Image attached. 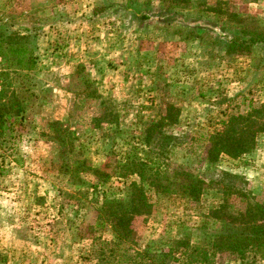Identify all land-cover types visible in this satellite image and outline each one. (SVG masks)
Returning a JSON list of instances; mask_svg holds the SVG:
<instances>
[{
  "label": "rangeland",
  "instance_id": "1",
  "mask_svg": "<svg viewBox=\"0 0 264 264\" xmlns=\"http://www.w3.org/2000/svg\"><path fill=\"white\" fill-rule=\"evenodd\" d=\"M3 34L25 53L0 46V264H126L143 251L188 264L191 248L245 221L247 203L264 207V0H0ZM170 106V174L184 167L205 190L197 202L147 190V211L118 237L100 210L136 178L101 184L87 168L122 160ZM231 116L259 129L255 149L212 163L209 139Z\"/></svg>",
  "mask_w": 264,
  "mask_h": 264
},
{
  "label": "trees",
  "instance_id": "2",
  "mask_svg": "<svg viewBox=\"0 0 264 264\" xmlns=\"http://www.w3.org/2000/svg\"><path fill=\"white\" fill-rule=\"evenodd\" d=\"M10 37L12 36L3 34L0 39V46H16V48H11L10 52L15 53L17 56L25 53L22 45L18 42L12 43ZM15 37H17V40L23 39L22 36L17 34ZM260 37H253L251 43L259 41ZM227 50L232 53L243 51V48L231 43ZM16 63L21 64L22 59H17ZM28 63L27 69H32L34 66L33 59ZM3 111L4 113H1V115L4 116L7 109L4 108ZM12 111L16 117H22L25 108L22 106L14 107ZM179 115L180 110L170 106L163 117L144 129L138 138L140 143L131 146L122 160L115 161L112 165L104 164L99 168H87L91 170L101 184L112 177L126 178L134 176L136 178L126 186L123 201L105 202L100 210L99 220H108L111 223V229L118 237L129 231V222L133 216L141 215L147 211L149 207L146 196L147 190L168 195H179L195 202L202 196L206 183L199 174H193L184 167H177L170 174L169 154L173 148L175 137L169 133L168 128L178 122ZM246 119L247 117L243 116H231L226 122H223V130L216 132L209 139L208 161L216 162L220 156L236 159L250 154L255 149L256 135L259 129L251 131L243 127ZM4 125L5 121H1L0 131H2ZM109 168L110 170H108ZM224 175L234 177L229 174ZM220 184L222 182L218 185ZM226 189H229V187L222 184L219 191L221 194L226 195ZM244 219L245 221L241 219L243 221L241 223H237V220H231L230 224L223 225L220 234L213 236L207 245H196L191 248L187 256V258H191H189L188 264H212L209 251H212V256L216 253L226 252L239 261L244 260L248 253L264 255V207L257 203H247ZM144 256L150 264H169V261H176L175 258H172L171 251L155 255L143 251L141 254L135 253L134 256L128 258L129 262L126 259L125 263L144 264L143 259H140Z\"/></svg>",
  "mask_w": 264,
  "mask_h": 264
}]
</instances>
